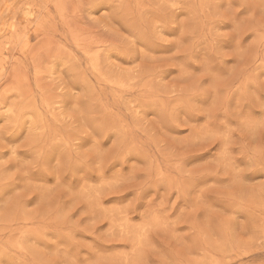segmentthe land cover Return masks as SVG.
I'll list each match as a JSON object with an SVG mask.
<instances>
[{"label":"rangeland","instance_id":"374dc122","mask_svg":"<svg viewBox=\"0 0 264 264\" xmlns=\"http://www.w3.org/2000/svg\"><path fill=\"white\" fill-rule=\"evenodd\" d=\"M220 3L0 0V180L55 154L0 200V264H264V0Z\"/></svg>","mask_w":264,"mask_h":264},{"label":"snow or ice","instance_id":"6c2138e0","mask_svg":"<svg viewBox=\"0 0 264 264\" xmlns=\"http://www.w3.org/2000/svg\"><path fill=\"white\" fill-rule=\"evenodd\" d=\"M234 3L235 0H232ZM101 7H107V5H100ZM219 7H225V4L223 3V0H221V3L218 5ZM175 8L176 6H172ZM249 5L247 4H241L240 9H243V11H238L237 13L230 15L227 22H221L219 24L220 27L223 28H230L232 27L233 23H242L241 17L245 14L247 11ZM98 10V9H97ZM122 27L125 31H130V27L127 24H122ZM136 37V44L137 45H143L144 47H149V42L144 39L141 35L137 33H133ZM172 34V33H169ZM235 39V35L232 37H229L226 39L225 42H218L217 47H223V48H231L232 47V40ZM153 51H170V49H159V48H152ZM137 51V55H138ZM181 59L185 60L186 63L191 65L195 61L199 62V67H206L209 70V77L204 79L203 83H208V79L211 78V73H223V68L220 67L219 61L216 59L215 54L213 51L208 50L207 48L203 49V51H199L197 49L193 50L192 58L188 57H182ZM238 91V90H237ZM200 94L197 93L190 97L191 101L194 103H200V104H206L207 100H198V96ZM183 107V106H181ZM215 126V125H213ZM24 133L22 130L19 129V127L13 129L10 133L4 134V139L8 141V143L14 144L17 140L20 139L21 136H23ZM87 143V141H85ZM106 143V142H105ZM260 156H264V146H261L260 149L256 150ZM4 155H7V151H4ZM19 156L23 157L25 159H31L33 157V150L32 148H28L27 150L19 152ZM197 159H203V156H197ZM55 160V154L49 153L46 154L44 157L37 160V162L34 165H29L26 168L18 169L16 172H13L11 175H7V173L11 172L12 168L16 167V164L10 163L7 165L4 169V178L0 180V200L4 199L9 193L13 192L15 189L20 188L22 185L25 184V182L37 181V182H43L47 183L50 182L51 179H53V173L50 171L53 166V161ZM190 162V161H189ZM204 175V174H202ZM66 177H62L64 179ZM186 183L192 188L193 191H195L196 187L199 184L207 183L206 180L200 179L198 176H189L186 178ZM215 183L223 184L224 181L217 180ZM207 200L215 202V198L212 195H208L205 197Z\"/></svg>","mask_w":264,"mask_h":264}]
</instances>
